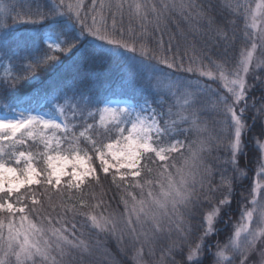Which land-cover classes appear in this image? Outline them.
Instances as JSON below:
<instances>
[{
    "label": "snow or ice",
    "instance_id": "obj_1",
    "mask_svg": "<svg viewBox=\"0 0 264 264\" xmlns=\"http://www.w3.org/2000/svg\"><path fill=\"white\" fill-rule=\"evenodd\" d=\"M0 67V264H264V0H0Z\"/></svg>",
    "mask_w": 264,
    "mask_h": 264
},
{
    "label": "trees",
    "instance_id": "obj_2",
    "mask_svg": "<svg viewBox=\"0 0 264 264\" xmlns=\"http://www.w3.org/2000/svg\"><path fill=\"white\" fill-rule=\"evenodd\" d=\"M241 24H242V21H241ZM17 29L23 31L22 28H17ZM239 50H240V45H237L236 51L234 53V55L237 56V57H238V54H239ZM257 54H259V53H257ZM2 71H3V68L0 67V72H2ZM97 71H98V74L99 75L107 77L108 80L112 84H114V85L117 84L118 79H119V72L114 67H109V66L105 65L103 68L98 69ZM214 86H216V85H214ZM249 135H251V134H249ZM29 143H31V142H29ZM23 149L26 150V151L29 150L26 146H24ZM30 150L33 151V152H36V151H41L42 152L43 151L41 146L38 149L37 148H32ZM258 155H260V152H259V149L256 147V145L255 144H247V147L245 149V155H242L240 157V159H239V165H240V167L242 169H244L245 170V174L248 177L251 178L249 180L242 181V183L246 187H249V188L252 185V180H253V176L252 175H253V173L255 171L254 169H256V160H257ZM94 164L96 165L95 160H94ZM36 166H37L38 169L43 166V158H41L40 162L37 163ZM150 166L153 167V169H155V165H150ZM97 172H98V174H100L103 177L104 174L102 172H100V169L99 168L97 169ZM153 175H155V171L153 172ZM103 183L105 185V188L110 187V177H109V180L108 181H103ZM111 190H112V192H115L116 191V189H115L114 186H111ZM23 191H24V189L22 188L21 189V192L23 193ZM96 191H99V189H96ZM236 205H237V207H236ZM232 207L235 210L233 212V215H234L233 218H234L239 213V205H238V203L234 204V201H233ZM113 208H116L115 203H113ZM122 209H123V205H120L119 206V210L121 211ZM111 210L112 209H110V211ZM230 229H231V227L228 228L227 235L229 234V230ZM226 238L227 237L224 234H221V236L219 237V239L221 240V242H223L224 240H226ZM213 239L215 240L216 237H213ZM108 248L112 252L115 253L116 252L115 242L114 241L109 242ZM119 259H121V257L119 255H117V260H119ZM125 264H131V261L128 260L127 258H125Z\"/></svg>",
    "mask_w": 264,
    "mask_h": 264
},
{
    "label": "rangeland",
    "instance_id": "obj_3",
    "mask_svg": "<svg viewBox=\"0 0 264 264\" xmlns=\"http://www.w3.org/2000/svg\"><path fill=\"white\" fill-rule=\"evenodd\" d=\"M17 31H19L21 34H23V31H22V30H18V29H17ZM77 131H79V129H77ZM261 143H264V141H261ZM41 147H42V146H41ZM42 149H43V147H42ZM18 151H26V150H24L23 147H19V148H18ZM49 154L52 155V154H54V153H49ZM95 163L98 164L99 161H95ZM94 165H95V164H94ZM14 166H15V165H14ZM22 166H23V165L21 164V167H22ZM254 170L256 171V169H254ZM255 171H254V173H253V175H252V176H253V180L256 178V177H255ZM236 203H237V202L234 200V204H236ZM238 205H239V204H238ZM236 207H237V205H236ZM109 210H110V209H109ZM122 210H123V209H122ZM122 210H121V211H122ZM233 216H234V215H233ZM233 219H234V220H233L234 223H235V222H238V221H239V213H238V215H237L236 217H234ZM233 231H234V229L231 227V229L229 230V234H228V235L230 236V235L232 234ZM224 241H225V240H224ZM224 241H223V242H224Z\"/></svg>",
    "mask_w": 264,
    "mask_h": 264
}]
</instances>
